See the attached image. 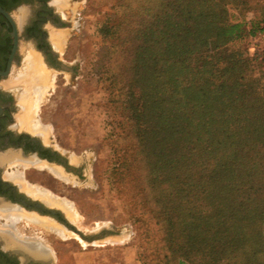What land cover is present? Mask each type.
Returning <instances> with one entry per match:
<instances>
[{
    "label": "trees",
    "instance_id": "trees-1",
    "mask_svg": "<svg viewBox=\"0 0 264 264\" xmlns=\"http://www.w3.org/2000/svg\"><path fill=\"white\" fill-rule=\"evenodd\" d=\"M138 3L130 62L111 75L119 135L136 144L120 175L179 264H264V5L246 20L252 0Z\"/></svg>",
    "mask_w": 264,
    "mask_h": 264
},
{
    "label": "rangeland",
    "instance_id": "rangeland-1",
    "mask_svg": "<svg viewBox=\"0 0 264 264\" xmlns=\"http://www.w3.org/2000/svg\"><path fill=\"white\" fill-rule=\"evenodd\" d=\"M252 3L255 8L245 13L246 20L260 17L264 0ZM139 5L138 0L73 3L72 33L61 57L75 66L74 72L55 71L53 84L43 93L36 112L37 124L49 131L61 150L88 160L82 179L51 178L46 183L73 203L89 229L85 233L106 230L103 237L91 241L72 232L66 237L53 236L58 264H179L182 259L169 251L165 230L152 213L140 208L134 195L135 177L120 175L123 159L135 156L136 144L133 137L123 140L119 135L113 93L121 83L111 75L113 69L123 72L124 63L130 62L135 43L125 41L123 28L125 24L134 27ZM230 13L233 20L243 18L240 8L233 5ZM114 24L118 32L106 36L103 27ZM126 145L128 154H124Z\"/></svg>",
    "mask_w": 264,
    "mask_h": 264
},
{
    "label": "flooded vegetation",
    "instance_id": "flooded-vegetation-1",
    "mask_svg": "<svg viewBox=\"0 0 264 264\" xmlns=\"http://www.w3.org/2000/svg\"><path fill=\"white\" fill-rule=\"evenodd\" d=\"M59 1L0 0V264H58L53 236L66 237L72 232L91 241L106 233L87 234L80 229L69 218V211L74 208L82 215L59 195L56 186L46 183L51 178L64 182L82 179L88 160L61 150L40 124L29 126L30 121L39 122L35 116L44 94L30 95L29 119L22 123L21 96L30 82L23 75L33 74L31 58L50 75L43 87L46 92L55 71L74 72L75 66L64 63L61 52L72 33L77 0ZM60 33L65 41L57 48L54 35Z\"/></svg>",
    "mask_w": 264,
    "mask_h": 264
},
{
    "label": "bare ground",
    "instance_id": "bare-ground-1",
    "mask_svg": "<svg viewBox=\"0 0 264 264\" xmlns=\"http://www.w3.org/2000/svg\"><path fill=\"white\" fill-rule=\"evenodd\" d=\"M62 1V0H60ZM59 1V3H60ZM63 5V4H62ZM61 5V6H62ZM61 34V33H60ZM58 34V35H54V44L57 48H61L62 44L64 43V36H62L63 34ZM63 47V46H62ZM34 55V54H32ZM38 57V56H37ZM27 59V58H26ZM30 59V57L28 58ZM33 59V64L32 66V75L28 74L27 72H25L26 74L23 75V77L25 79H27L29 82V87L25 88L23 93H22V100L24 102L23 107H24V121H22V123H25V121L27 122V120L29 119V113H30V109L32 108V104L31 101L32 99H30V95L33 93L35 95H43L44 92H46V89H43L44 86L47 85L48 82V78H50V75L48 72L44 71L45 69L42 68L41 63H39L37 61L36 58H31V60ZM40 59V58H38ZM30 60V61H31ZM28 64V63H27ZM29 64H31L29 62ZM28 64V65H29ZM31 69V67H30ZM38 82V85L35 86V84H31V82ZM37 84V83H36ZM28 85V84H26ZM35 101V100H34ZM26 116V117H25ZM29 123V122H28ZM26 125V124H25ZM27 126V125H26ZM30 127L36 128V126H38L37 123H33L32 121H30L29 124ZM39 127V126H38ZM33 130V129H32ZM45 134V133H44ZM50 200H52V198H50ZM54 201V200H53ZM51 202V201H50ZM54 204V203H53ZM59 205V203H58ZM61 206V205H60ZM69 218L83 231L89 230L87 226H84L82 223V218L80 215H78V213H76V211L74 210V208L72 210L69 211ZM58 228V227H57ZM61 228V227H60ZM58 231V230H57ZM60 234H65L64 230L60 229L58 231ZM70 234V233H69Z\"/></svg>",
    "mask_w": 264,
    "mask_h": 264
},
{
    "label": "water",
    "instance_id": "water-1",
    "mask_svg": "<svg viewBox=\"0 0 264 264\" xmlns=\"http://www.w3.org/2000/svg\"><path fill=\"white\" fill-rule=\"evenodd\" d=\"M14 51H15V49H14ZM84 237H87V238H90V236H88V235H85V234H82Z\"/></svg>",
    "mask_w": 264,
    "mask_h": 264
},
{
    "label": "built area",
    "instance_id": "built-area-1",
    "mask_svg": "<svg viewBox=\"0 0 264 264\" xmlns=\"http://www.w3.org/2000/svg\"><path fill=\"white\" fill-rule=\"evenodd\" d=\"M262 39H263V41H264V33H263V35H262ZM252 49H254V47H252Z\"/></svg>",
    "mask_w": 264,
    "mask_h": 264
}]
</instances>
